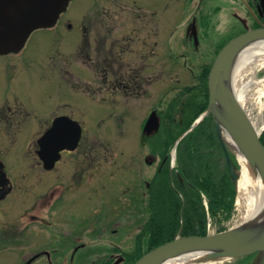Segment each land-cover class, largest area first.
Masks as SVG:
<instances>
[{"label": "rangeland", "instance_id": "374dc122", "mask_svg": "<svg viewBox=\"0 0 264 264\" xmlns=\"http://www.w3.org/2000/svg\"><path fill=\"white\" fill-rule=\"evenodd\" d=\"M261 1L71 0L62 16L63 22L52 29L34 30L18 55H0V103L19 98L36 115L35 123L29 126L35 130L28 136L0 134V154L6 164L15 168L11 172L17 189L0 204V264H20L22 246L6 248V241L14 238V234L23 233L22 212L36 209L34 205L37 204L43 205V211L48 213L47 220H50L54 233L61 236L80 233V242L83 243L71 254L72 246L60 247L56 239H47L41 233H38L37 242L35 237H24L25 243L54 244L60 250L65 248L59 250L58 256L55 252L51 254L54 264H102L110 257L116 263L122 262L115 248L132 250L136 234L148 216L145 210L146 182L153 179L158 162V156L152 154V146L159 136L165 141L178 134L183 123L194 114L204 68L212 64L220 44L244 27L254 26L252 13L257 10L254 4L260 2L264 13V2L262 5ZM84 19L90 24H101V34L108 37L113 35L111 26L116 25L112 31L118 37V56H122L123 72L128 67L140 80L139 69L144 67L142 88L133 89L129 103H126L125 92L124 95L118 92L117 114L111 118L101 117L102 121H98L99 115L109 113V106L102 107L97 103H109V97L104 89L100 92L94 90V84L100 81V76L94 74L95 63L91 61L92 65H86L93 69L85 68L87 74L77 86L84 94L68 87L52 75L51 70L55 62L50 56H58L57 48L67 53L71 43L79 40L78 25ZM65 22L71 24L70 27ZM94 34L92 28L88 35ZM252 49L257 51L260 48ZM159 52L163 60L159 59ZM252 59L254 56L250 55V50L245 49L235 66L241 72L248 70V73L264 76V59L251 69ZM76 76H68L71 85L78 83ZM101 93L105 95L104 100L99 99ZM259 105L258 101L255 110ZM171 106L177 117L175 125L167 117ZM57 108L60 112L67 110L72 114L85 131L80 149L62 157L55 172H48L41 166L34 149L37 148L36 138L46 127V115ZM150 113L153 114L149 125L143 129ZM253 117L260 121L257 112ZM171 128L173 132L169 133ZM222 138L231 144L225 132ZM231 149L238 158L232 145ZM170 153H173L172 149ZM81 157L85 173L77 185L78 177L74 178L73 171L76 172L75 163ZM241 162L233 218L236 224L246 217L248 211L240 197V186L244 182ZM249 186H254L253 181ZM40 224H36L38 231L47 234V224ZM61 242L67 243V239H61ZM79 253L82 256L77 257ZM38 260L35 264L47 262L43 256ZM228 260H194L189 264H225Z\"/></svg>", "mask_w": 264, "mask_h": 264}, {"label": "water", "instance_id": "95a60500", "mask_svg": "<svg viewBox=\"0 0 264 264\" xmlns=\"http://www.w3.org/2000/svg\"><path fill=\"white\" fill-rule=\"evenodd\" d=\"M69 1L0 0V54L19 50L33 30L52 26ZM259 44H264V26L247 29L220 49L207 74V109L175 141L176 147L188 131L207 114H211L225 149L230 177L235 184L239 174L226 147L229 143L222 138L223 129L233 139L234 144L229 145L254 168V174L257 173L264 184V145L260 140V132L249 120L231 84L239 55L245 49ZM149 121L147 120L145 127ZM80 137L81 126L78 122L66 116L56 118L37 140V154L43 166L46 169L52 168L59 159L60 151L74 150ZM256 252L260 257L254 264H264V227L237 226L203 236H177L146 252L133 264H163L167 260L183 256L199 260L238 258Z\"/></svg>", "mask_w": 264, "mask_h": 264}, {"label": "trees", "instance_id": "16d2710c", "mask_svg": "<svg viewBox=\"0 0 264 264\" xmlns=\"http://www.w3.org/2000/svg\"><path fill=\"white\" fill-rule=\"evenodd\" d=\"M208 70L209 66L205 67L200 75L201 93L196 111L183 123L178 134L166 138L163 142L164 150L159 170L148 186V218L136 234L134 248H115L122 262L116 263L114 258L110 257L102 264H132L142 254L172 240L178 233L182 236L205 235L208 217L216 222L219 228L230 218L236 186L230 177L225 149L211 114L205 116L179 141L173 167L170 162L169 150L174 140L207 108ZM168 112L170 122L177 124L172 106ZM168 132L172 133V128ZM260 140L264 145V130ZM229 152L237 166L233 153L230 150ZM259 257L260 254L255 253L235 258L227 264H254Z\"/></svg>", "mask_w": 264, "mask_h": 264}, {"label": "flooded vegetation", "instance_id": "af4514ba", "mask_svg": "<svg viewBox=\"0 0 264 264\" xmlns=\"http://www.w3.org/2000/svg\"><path fill=\"white\" fill-rule=\"evenodd\" d=\"M258 3V4H257ZM255 5V8L257 7V9L261 6H259L260 2H257ZM258 5V6H257ZM65 11L60 13L58 16V19L56 21V23L52 26V27H48V28H53L56 27L62 20V16L64 15ZM255 17V18H254ZM254 18V23L257 24H261L264 23L262 21H260V19H264V13L262 12L261 16L257 13L256 15H253ZM65 24L70 27L71 24H69L68 22H65ZM102 25H97V24H90L89 20H85L82 21L79 25H78V29L80 31V37L78 41H74L72 44V46L68 49H66L67 53H64L63 51H61L60 49H56L58 56H50V59L52 60V75L56 76L57 79H61L62 82H64L68 87L70 86V88H72L73 90H77L79 91L81 94H84L83 91L78 90L77 86L80 85V81L84 80V75H86V69L85 68H89V69H93L91 67H87L86 65H90L91 61H93L95 63L94 66V74L95 76H100V81L98 82L97 77H96V83L94 85H96V87L94 88V90L97 91H102L103 89L106 91L105 93H107L108 97H109V103H97L99 104V106L102 105V107H107L106 104H108L109 106V113H104L99 115L100 119L98 121H102L104 120L101 117H113L117 114L116 109H117V96H118V92H120L121 94H123V91L125 92V96L126 98V103H129L132 100L133 97V89L134 88H142V74L144 73V67L141 66V68L139 69L141 72V79L139 80L138 76H134V72L132 71V69L128 68L126 69L125 72H123V63H122V56H118V54L120 53L118 51L119 45H118V37L117 35H114V31H112L113 27H116V25H112L110 28V32L113 33L108 36L102 35L100 32ZM93 28V32H95V34L93 36L88 35V32H90ZM46 29V28H45ZM28 40V39H27ZM26 40V42H27ZM25 42V44H26ZM158 43V45H160V43L158 41H154V43ZM109 43V46H107ZM143 43V41H142ZM24 44V46H25ZM24 46L15 51V52H11V53H7V54H14V55H18V53H20V51L24 48ZM122 48V46H121ZM7 54H0V55H7ZM94 56V59H91V57ZM57 58V60H56ZM80 58V61L78 60ZM159 59H164L163 55L160 54L159 52ZM122 60V61H121ZM121 61V62H120ZM75 62V63H74ZM73 63V64H72ZM76 64V65H74ZM68 65V66H67ZM92 65V64H91ZM140 74V73H137ZM76 76V80H77V84L73 83L72 85L70 84L69 78L68 76ZM102 76V77H101ZM91 84V83H89ZM124 95V94H123ZM99 99L104 100L105 99V95H103L101 93ZM11 102H7L6 100H3L0 103V134L2 136H5L6 133H8L10 136H16L18 134V137H26L28 136L31 132H33L34 128H30L29 126H31V124H33V122L35 123L36 120V115L33 113L31 108H28L26 106V104L19 98H14L13 100H10ZM52 110V109H51ZM50 110V111H51ZM105 110V109H104ZM106 111V110H105ZM59 108L55 109V111L53 113H49L48 115H46V117L48 116V120L46 121V127L44 129H42V131L40 132V136L51 127L53 121L61 116H69L71 118L74 119V117L72 116V114L67 113L66 111H61L59 113ZM66 112V113H64ZM153 114V113H152ZM150 115V114H149ZM83 129V127H82ZM35 130V129H34ZM24 132V133H23ZM84 133V129L82 131V134ZM39 136V137H40ZM37 137L36 140L39 138ZM162 136H159L157 141L155 142V144L152 146V154H156L158 156V162L155 165L154 168V172L152 174V178L155 176L156 172L159 170V165L162 159V151L164 150L163 148V142L162 139H160ZM37 148L34 149L35 154L37 156V151H38V144L36 143ZM78 149H80V141H79V145L77 146V148L73 151H69V150H63L61 151V155H60V159H58L54 166L51 169H44L45 171L48 172H55L56 169L58 168V164L60 163V160H62V157L64 156H70V154H74L78 151ZM164 153V152H163ZM38 158V156H37ZM39 159V158H38ZM83 157H81L80 159H78V162L75 163L76 168V172L73 171V176L75 178V176L78 177V183L77 185H79L81 183V177L84 176L85 173V169L83 167H81V165L83 164ZM147 160V158H146ZM40 161V159H39ZM41 166L42 162L40 161ZM147 164L148 160H147ZM11 170H15L12 169V167L7 163H5L3 154H0V204L4 203L6 201L7 198H9L10 196H12V194H14L16 192V183H15V179L12 175ZM57 174H59L58 172H56ZM143 173V172H142ZM76 179V178H75ZM74 179V180H75ZM52 182V181H51ZM77 182V181H76ZM147 184V185H146ZM146 186L148 187L150 184V179H148V181L146 182ZM76 185V186H77ZM59 197V196H58ZM57 197V198H58ZM148 200V195H146V201ZM40 203H42V201H40ZM39 203V204H40ZM43 205L38 206L34 205L33 210H26L21 217V221L22 223H24V230L23 233L22 231L19 233V235L17 236L16 234H14V238H9L6 241V248H9L11 246L13 247H19L22 246V251L20 253V257H19V262L20 264H35L36 262H38L39 257L43 256L46 258L47 262H43L42 264H54L53 260H51V254L53 252H55L57 254V256L59 255V246H63L68 248L69 246H72V251L71 254H73V252H76L77 250L80 249V247H82L83 243L80 242L81 241V236L80 233H68L66 234V236H61L59 234H56L52 231V229H54L52 227V224L50 223L49 219V215L48 213L45 211H43ZM38 210V211H37ZM26 214V215H25ZM28 214V215H27ZM39 218L41 219L39 222ZM43 219V220H42ZM43 221H45L44 223H42ZM39 222V223H38ZM42 223V224H40ZM36 224H40L42 226H44L45 224H47L46 226V232L47 234L43 233V232H39L38 231V227L36 226ZM57 225V224H56ZM38 233H41L45 236H47V239H51L57 240V244H59V246H54V244H43L38 246L36 243H25L23 242L24 237H35V241L37 242V236ZM76 237H75V236ZM67 239V243L65 242H61V239ZM1 242H5V241H1ZM65 248H62L60 251H63ZM82 256L81 253H79L77 255V257ZM74 256V255H73ZM73 256L71 258H73ZM62 260H64V258H62ZM61 260V261H62Z\"/></svg>", "mask_w": 264, "mask_h": 264}, {"label": "bare ground", "instance_id": "6f19581e", "mask_svg": "<svg viewBox=\"0 0 264 264\" xmlns=\"http://www.w3.org/2000/svg\"><path fill=\"white\" fill-rule=\"evenodd\" d=\"M253 48H260L257 51H254L251 48L250 55L254 56L253 64L251 65V69L255 68L256 63L262 62L264 59V44H259L254 46ZM239 70L238 66H235L233 69V79H232V89L234 93L237 95L240 102H244L248 99L247 91L251 89V86L254 83V78L252 73H248V70H243L242 72ZM223 129V128H222ZM225 130L223 129V132ZM227 139L231 144L233 143V139L227 135ZM241 157V156H240ZM242 158V157H241ZM244 161V160H243ZM246 164L243 163L244 170L242 171V177L244 182L240 186V197L244 206H246L247 215L245 220L241 223L239 227H254V228H263L264 227V184L256 173L253 167L249 165V163L245 160ZM254 180H251L254 177ZM253 181L254 186H249V182ZM248 190L249 193H248ZM251 202V203H250ZM178 261L169 260L171 262H167L164 264H189L195 259H188L186 257L177 258Z\"/></svg>", "mask_w": 264, "mask_h": 264}]
</instances>
